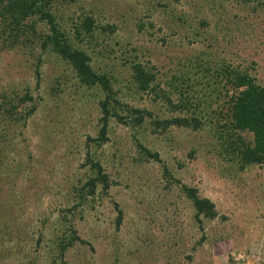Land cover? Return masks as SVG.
<instances>
[{
	"label": "rangeland",
	"instance_id": "1",
	"mask_svg": "<svg viewBox=\"0 0 264 264\" xmlns=\"http://www.w3.org/2000/svg\"><path fill=\"white\" fill-rule=\"evenodd\" d=\"M6 2L0 264H264V163L243 165L223 132L230 96L242 89L229 73L264 86V0H43L71 47L110 79L111 111L123 120L109 118L101 144L104 90L84 85L51 44L42 46L50 29L40 14L16 20ZM139 65L154 75L145 89ZM131 109L149 114L135 124ZM178 117L191 124L154 125ZM87 156L110 187L83 199L94 175ZM183 186L210 199L217 216L198 222Z\"/></svg>",
	"mask_w": 264,
	"mask_h": 264
},
{
	"label": "trees",
	"instance_id": "2",
	"mask_svg": "<svg viewBox=\"0 0 264 264\" xmlns=\"http://www.w3.org/2000/svg\"><path fill=\"white\" fill-rule=\"evenodd\" d=\"M2 1V0H0ZM4 11L14 16L16 20H21L28 14H40L42 18L49 24L50 34L47 35L42 46L51 44L53 49L64 59H66L75 70L80 81L86 86H99L105 92L104 99L99 101L101 109V127L99 134L95 141L99 144L107 140V125L109 118L117 116L118 120H123L119 115L111 111V102L114 101L113 91L110 79L104 75L95 72L89 65V56L80 49L72 48L68 42L67 37L61 32L55 24L54 18L47 11H42L43 0H6ZM19 23V21H18ZM92 20L85 18L82 21V27L88 31L92 27ZM37 75L38 70H36ZM135 78L139 86L143 89L147 88L149 83L153 80L154 75L145 71L140 65L135 69ZM228 82L232 88L237 90L242 88L236 95L230 96V115L231 120L227 130L223 131L225 138L232 144V149L237 153L243 165L248 164H263L264 163V86L255 83L254 79L247 73H237L232 75L229 73ZM35 111L32 106L28 110V114ZM132 112L137 113L134 117L135 124H140L144 119V114L139 109H131ZM191 123L186 118H174L155 120L154 125L163 129L170 125L188 126ZM240 131H248L252 134V142L248 143L241 136ZM147 154L155 159H158L157 153ZM86 161L90 164L94 175L90 177L83 185L79 192L80 198H85V194H94L98 185L106 191L110 187V181L107 174L104 172L101 164L94 161L89 156ZM186 196L192 201L195 209V218L201 222L200 217L213 219L217 216L214 203L206 198L200 197L197 190L193 187L183 186ZM117 222H120L121 211L119 210ZM76 240V235L71 234L69 238L63 239L59 243V252L63 254L64 250L71 246ZM60 258V257H59ZM49 264H64L57 259L52 260Z\"/></svg>",
	"mask_w": 264,
	"mask_h": 264
}]
</instances>
